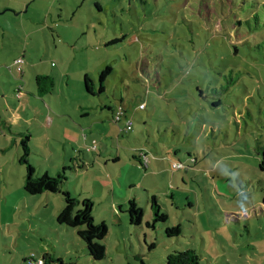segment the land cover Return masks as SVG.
Returning <instances> with one entry per match:
<instances>
[{"label":"rangeland","instance_id":"obj_1","mask_svg":"<svg viewBox=\"0 0 264 264\" xmlns=\"http://www.w3.org/2000/svg\"><path fill=\"white\" fill-rule=\"evenodd\" d=\"M106 66L111 72L97 94ZM42 73L54 83L45 94L51 109L92 127L88 152L104 144L121 156L122 170L130 151H144L151 162L148 177L141 160L128 174L142 179L143 188L134 192L141 225L121 222L93 201L95 224L108 229L101 242L105 258L92 261L77 245L66 262L165 264L171 252L193 249L200 264H264V172L258 169L264 150V0H0V90L9 94L11 84L17 98L37 92L35 75ZM85 74L94 79L93 96L84 89ZM120 104L133 122L129 133L111 121ZM64 127L73 126L66 119ZM40 142L34 136L30 147L40 149ZM0 146V264H27L21 250L11 263V240L19 238L22 247L25 235L41 239L47 232L49 241H57L52 229L61 198L17 194L19 171L25 174L18 165L22 152L1 133ZM53 147L44 155L30 150L36 174L55 175L62 150ZM187 151L191 172L172 171L169 162H184ZM5 171L15 177L7 179ZM70 178L64 189L75 197L74 189L85 187ZM153 196L167 220L149 229ZM12 202L19 203L15 213ZM173 226H180V235L166 237L164 229ZM54 250L65 259L61 244Z\"/></svg>","mask_w":264,"mask_h":264},{"label":"crops","instance_id":"obj_2","mask_svg":"<svg viewBox=\"0 0 264 264\" xmlns=\"http://www.w3.org/2000/svg\"><path fill=\"white\" fill-rule=\"evenodd\" d=\"M39 76L49 77V75H47L46 73H42L41 75H35V79ZM1 84L2 82L0 81V85ZM9 88L14 89L9 94L5 93V90H0V100H2L0 109V133L4 137L5 142H10V144L15 145L17 152H22V147L21 149H19V147L21 146V141L25 137H27L29 154L30 150H33L34 152H36L35 154L41 153L40 155H44L46 151L55 150L53 145L60 146L62 151L60 152V154H57L59 159L53 164V167L56 170L55 175H49L47 172H42V174H35H45L51 177H55L63 172L64 167H69L70 169L66 170L65 172L66 180L69 181L71 179L70 177L72 175H75L78 179L77 183L82 181L80 185H84L85 187L82 190H77L75 188L74 194H77L74 198H77L78 200L90 199L92 202H95L97 200L100 204L102 203L103 209L108 206V209L105 211H107L112 216H117L119 221L125 222V220H128L127 214L125 213L126 206L130 200L135 201L136 195L134 192L138 187H142V179H136L139 183L138 185L136 183V180L133 181L131 176L128 177V174L133 168L134 164L136 165V167L138 164L136 161L137 159H134V151L136 150L133 149L134 151H130V156L132 157L129 158V161L124 163V170H122L123 165L120 166V162L122 161L121 156L117 153L114 154L107 148V146H104V144L99 143V145L101 146L100 148L97 147V151H87V148L90 145V143H88V138H91V141L94 140L92 136V127L83 128L82 125L80 123H76V121L69 114L58 113L52 110L50 104L48 103L52 99L51 96H49L50 98H48L46 101L45 94H40L38 93V91L33 92L29 89L28 92L18 93V95L20 96L19 98H17V93L15 95V87L13 88L10 84ZM12 93L14 95V98L10 100L9 95H12ZM81 116L84 117L86 116V114L82 112ZM66 119L69 120L73 126L70 130L64 127ZM9 136H11L10 141L8 138ZM34 136H40V149L34 148L32 147V145L30 147V144L32 143V137ZM102 146H104V148H102ZM0 150H3L1 146ZM20 156L21 155H19L18 157V165H22L19 162ZM28 161L30 163L29 155ZM173 163H175V161L173 160L169 162L170 166ZM150 164L151 162L148 161L146 164L147 167L144 166L143 168L145 172L144 174L147 177L149 176L148 169L150 168ZM163 169H165L164 165ZM34 171L36 170L34 169ZM19 174L23 177V181L18 182L20 188L15 190L17 194L24 191L23 185L25 174H22L20 171ZM5 177L7 179H11L15 176H13L11 172L5 171ZM3 181L5 186L9 188V181ZM89 181H91V186H88L90 184ZM24 193L25 195L23 196V199L27 200V193L25 191ZM44 194L52 193H43L41 195H38L37 197H42ZM169 194L172 198V193ZM60 200L61 203L60 207L58 208L59 212L63 207V201L62 199ZM93 205L96 204L93 203ZM10 208V211L12 213H15L19 210V203L12 202ZM38 223H40V225H45V223L41 220H39ZM53 231L56 232L57 241H49L48 238L50 237L48 236L50 233L47 232L40 236L41 239H31L30 235H25L23 238L24 242L22 243L23 248L19 247V238L12 239L10 244L12 248L10 254L11 263L14 262L18 250H21V259L23 263H25L26 258L30 254H34L36 258H43L44 256L49 255L54 259H59L61 261V264H74L71 261L66 262V260H69L70 253L73 251V249L77 248V245L80 246V249L81 251L83 250L84 254L82 243L79 240L76 231L57 223L56 226H54V228L52 229V232ZM56 244L62 245L64 250L62 253L65 255V259L58 255L54 250V246ZM3 251L7 252L8 250ZM6 254L9 253L7 252ZM84 255L87 257L86 254ZM51 264L59 263L54 262Z\"/></svg>","mask_w":264,"mask_h":264},{"label":"trees","instance_id":"obj_3","mask_svg":"<svg viewBox=\"0 0 264 264\" xmlns=\"http://www.w3.org/2000/svg\"><path fill=\"white\" fill-rule=\"evenodd\" d=\"M110 72L111 68L109 66H106L101 72H99V88L97 94H101L104 92L103 84L105 82L106 76H108ZM35 82L38 88V93L40 94L50 93L54 88L53 80L48 76L36 77ZM83 83L84 89L87 94L92 96L96 94L94 90L95 82L89 75L85 74L83 76ZM219 103L220 102H218V104ZM215 105H217V103H215ZM109 109L111 110L110 107ZM113 111L114 109L112 110V113ZM27 141V137H25L21 141L22 155L19 158L20 164L25 167V180L23 190L30 196H38L43 193L60 195L63 201V207L56 217V223L76 231V234L82 243L85 254L92 261L103 260L105 258V249L101 242L108 235V229L104 223H94L92 216L93 202L90 199L78 200L77 198L71 197L70 193L66 189H64V186L66 184L65 172L66 170L70 169L69 167H64L63 172L55 177H51L45 174L36 175L32 165L28 161L29 148L27 145ZM173 152L175 156L180 155V151ZM139 153H143V155L147 158V164L148 156L142 150L134 151V159L142 161V157ZM191 157V152L187 151L186 160L184 162H179L184 167L177 171H182L186 174L188 172H191ZM195 160L196 159H194L193 162H195ZM173 164H171L170 168L172 171H175L172 169ZM145 165H142V167H144ZM258 169L261 172H264V150L260 153ZM262 203L264 204V197L262 199ZM150 207L154 218L151 223L146 222L147 228H154L155 222L166 223L167 216L166 214H162L160 212V206L159 204H157V199L154 196L150 199ZM125 213L127 214L130 225H141L143 219V210L137 207L134 200H130L128 202ZM180 233V226L166 227L164 229V235L168 238H176L180 235ZM40 259L43 261V264H51L54 262L61 264V261L59 259H54L49 255H46ZM165 264H200V257L193 249L173 251L166 257Z\"/></svg>","mask_w":264,"mask_h":264},{"label":"built area","instance_id":"obj_4","mask_svg":"<svg viewBox=\"0 0 264 264\" xmlns=\"http://www.w3.org/2000/svg\"><path fill=\"white\" fill-rule=\"evenodd\" d=\"M18 62H22V60H18ZM145 105L144 104H140L139 105V109H144ZM112 121L113 123H115L116 125L120 126V131L124 132V133H129L130 131H132L133 128V122L132 120H130L129 118L126 117L125 114V110L123 108V106L118 105L115 107L113 113H112ZM92 150H96L97 147H95V145H93L92 147H90ZM140 156L142 157V161L143 163H146L147 158L143 155V153H139ZM184 166L180 163H174L172 165V169L173 170H180L182 169ZM27 264H43V261L40 258H35L34 254H30L25 261Z\"/></svg>","mask_w":264,"mask_h":264}]
</instances>
